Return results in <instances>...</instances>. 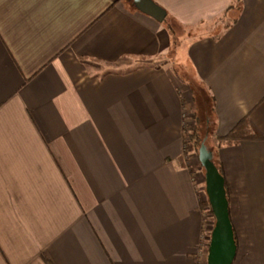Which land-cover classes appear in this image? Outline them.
<instances>
[{"label": "crops", "instance_id": "0c3cea01", "mask_svg": "<svg viewBox=\"0 0 264 264\" xmlns=\"http://www.w3.org/2000/svg\"><path fill=\"white\" fill-rule=\"evenodd\" d=\"M154 1L166 22L133 0H0V264H207L193 98L157 62L167 23L189 33L214 133L248 135L215 156L233 264H264V0Z\"/></svg>", "mask_w": 264, "mask_h": 264}, {"label": "water", "instance_id": "95a60500", "mask_svg": "<svg viewBox=\"0 0 264 264\" xmlns=\"http://www.w3.org/2000/svg\"><path fill=\"white\" fill-rule=\"evenodd\" d=\"M133 5L157 21L162 22L167 17L165 9L154 0H133ZM213 158V152L202 143L199 148V160L205 168L206 193L215 216L208 246L207 264H233L238 246L230 217L226 179Z\"/></svg>", "mask_w": 264, "mask_h": 264}, {"label": "rangeland", "instance_id": "374dc122", "mask_svg": "<svg viewBox=\"0 0 264 264\" xmlns=\"http://www.w3.org/2000/svg\"><path fill=\"white\" fill-rule=\"evenodd\" d=\"M175 35H174V47L173 53L170 57L158 59L159 63H167L169 65H174L175 71L181 80L189 88L192 98H193V112L196 113V119L198 126L200 128V134L204 139L206 134L209 136L210 131L214 125V117L211 110V100L208 97L204 87L200 83L198 76L196 75L192 65L188 61L187 50L189 45V33L183 27L177 24H173ZM188 119V118H187ZM193 115L187 120V124H191L194 120ZM208 121H210L208 123ZM209 124V125H208ZM206 143L210 149L214 150V144L209 137L206 138ZM199 147H194L191 142L187 140V162L193 167L195 171V177L197 181L201 184L203 202L208 201V196L206 193V178H205V168L202 166L199 160ZM214 160V159H213ZM205 209V208H204ZM206 216V227L211 232V229L215 224V216L211 217L209 212L205 211Z\"/></svg>", "mask_w": 264, "mask_h": 264}, {"label": "trees", "instance_id": "16d2710c", "mask_svg": "<svg viewBox=\"0 0 264 264\" xmlns=\"http://www.w3.org/2000/svg\"><path fill=\"white\" fill-rule=\"evenodd\" d=\"M164 22H166V20H164ZM167 24H168V28L171 31V34L174 36L175 35V30H174L173 24H170V23H167ZM193 117H194V119H193L194 121L191 124H187L186 123L185 126H184L186 139L188 140V142H191L192 145L195 148L201 146L202 143H204L208 147V145L206 143V141H207L206 138L207 137H209V140L211 139L213 143H216V144H214L215 145L214 146V150L210 149L209 147H208V149L213 152V155H214L213 159H214L217 167L219 168L220 172L225 177L224 167H223L222 163L220 162V160L217 159L216 156H215V147H217L218 144H220V142H222V141H225V140H239L241 138H244V135H245V138L248 137V135H246V133L244 134L241 131L242 128H239V129H233V131L231 133H229L228 135L220 137V136H217L214 133V125H213V128L210 131L209 136L206 134L205 138L203 139L201 134H200V128L198 126V122H197V119H196V113L195 112L193 113ZM209 122L210 121H208V123ZM214 123H215V121H214ZM244 123H245V121H243V124ZM198 156H199V154H198ZM225 179H226V177H225ZM226 189H227V196H228V184H227V181H226ZM203 207L205 208V210L207 212H209V215L211 217L214 216V213H213V211L211 209L209 201L206 200L205 202H203ZM210 235H211V232L209 231L208 234H207V236H208L207 245L208 246H209V241H210ZM235 238H236V242H237L236 233H235ZM47 258L46 259H47L48 264H55L49 257H47Z\"/></svg>", "mask_w": 264, "mask_h": 264}, {"label": "built area", "instance_id": "2783aa9c", "mask_svg": "<svg viewBox=\"0 0 264 264\" xmlns=\"http://www.w3.org/2000/svg\"><path fill=\"white\" fill-rule=\"evenodd\" d=\"M212 230V229H211Z\"/></svg>", "mask_w": 264, "mask_h": 264}]
</instances>
